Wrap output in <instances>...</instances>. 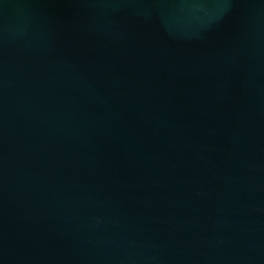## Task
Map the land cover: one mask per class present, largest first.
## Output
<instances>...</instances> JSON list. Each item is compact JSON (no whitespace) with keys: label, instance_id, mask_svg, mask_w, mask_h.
<instances>
[{"label":"water","instance_id":"water-1","mask_svg":"<svg viewBox=\"0 0 264 264\" xmlns=\"http://www.w3.org/2000/svg\"><path fill=\"white\" fill-rule=\"evenodd\" d=\"M0 264H264V0H0Z\"/></svg>","mask_w":264,"mask_h":264}]
</instances>
